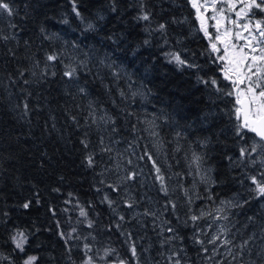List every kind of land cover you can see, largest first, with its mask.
Instances as JSON below:
<instances>
[{"label": "trees", "instance_id": "trees-1", "mask_svg": "<svg viewBox=\"0 0 264 264\" xmlns=\"http://www.w3.org/2000/svg\"><path fill=\"white\" fill-rule=\"evenodd\" d=\"M73 2L11 0L15 14L0 18V264H24L32 255L36 264H83L85 243L97 257L104 249L115 250L97 264L131 261L127 233L141 264H147L145 249L154 262L166 264L165 249L176 247L190 264H202L190 217L231 197L240 205L234 220L257 234L245 262L259 264L255 252L264 247L258 228L264 213L249 179L255 169L239 157L252 135L244 133L243 140L235 135L234 97L202 82L216 78L222 88L231 87L208 39L196 29L188 1L143 0L150 22L136 18L141 0H75L80 17ZM160 23L167 26L163 33L156 30ZM171 53L195 67L178 65ZM49 54L58 60L47 61ZM68 66L77 68L75 81L63 76ZM145 151L160 166L167 194L152 163L140 159ZM89 154L93 167L86 163ZM194 154L201 158L199 168ZM129 171L138 173L134 181H125ZM199 171L209 180H200ZM105 195L112 207L102 202ZM133 201L128 208L126 202ZM159 218L178 239L162 243ZM73 228L78 238L66 245L60 232L67 235ZM17 231L28 237L24 252L12 242ZM253 233L245 230L242 241Z\"/></svg>", "mask_w": 264, "mask_h": 264}, {"label": "snow or ice", "instance_id": "snow-or-ice-1", "mask_svg": "<svg viewBox=\"0 0 264 264\" xmlns=\"http://www.w3.org/2000/svg\"><path fill=\"white\" fill-rule=\"evenodd\" d=\"M192 9L195 10L196 20L199 22V31H201L205 38L208 39L210 45V52L215 56V62L220 63L222 66L220 72L222 73L223 80L229 82L230 89L222 88L216 78H210L207 81H202L205 84H209L214 88L217 93H222L224 96L234 97V116L236 124L234 126L235 135L241 140L244 139V133H252L255 137L251 144L245 141V145L239 149V157L241 162L248 161L253 167L257 164L264 169V0H189ZM112 11H116L113 6ZM73 12L77 17H80V12L75 6V0L73 2ZM6 14L7 17H12L14 7L11 0H0V18ZM140 21L150 22L152 14L144 6L143 0L140 3V13L136 17ZM209 21L213 23L210 25ZM67 23V21H65ZM15 27L14 24L10 25ZM89 28L93 25L89 24ZM166 24L160 23L157 27V31L163 33L166 31ZM209 27L215 29L212 33L209 31ZM4 40L9 39L8 36L2 37ZM147 43V41H145ZM171 60L178 65H187L188 67H195L194 64H188L185 59H182L179 53H171ZM47 61L55 62L58 60L56 54L47 55ZM23 76V72L20 73ZM35 75V73H32ZM44 76L48 75L47 72L43 73ZM55 75V73H52ZM77 75V68L68 66L67 70L63 72V76L69 81H75ZM29 81L24 80L27 84ZM81 93L85 92L84 88H79ZM17 108L21 105H16ZM22 115L26 117L29 113V104L25 101L22 105ZM103 119V118H102ZM95 122V121H94ZM107 122V121H106ZM152 135H158L154 130ZM85 148H88L86 141H81ZM103 143V139H101ZM103 151H110V149H103ZM147 157L148 161L152 163V167L155 171V179L160 183L161 191L167 194V187L165 184V176L161 173V168L158 166L153 156L145 151L144 156L140 159ZM193 160L199 168V162L201 158L198 155H193ZM86 163L88 167H93L95 159L92 154L86 156ZM131 163V161H129ZM138 176L135 171H129L124 177L125 181H134ZM251 184L254 186L253 191L257 198H264V170H259L257 174L249 177ZM101 183H104L101 181ZM107 187L112 191H119V186L115 184H108ZM59 191V189H55ZM100 191V189H97ZM38 202V201H37ZM102 202H106L109 207H112L114 201L109 198L108 195L103 197ZM191 202V201H189ZM247 201H245L246 203ZM170 203L173 210L176 208V204ZM223 203V202H222ZM128 208L134 206L133 202H126ZM31 205V201L23 203L22 207L28 209ZM229 203V207H231ZM236 206H240L237 204ZM53 215L55 214L54 210ZM218 213H223L224 209H217ZM80 216L86 217L87 212L84 208L80 209ZM146 215H154L153 213H145ZM204 215H211V213H201L198 215H191V221L195 222ZM121 221L124 220V216H120ZM214 220L227 219L225 215H216ZM93 226L89 221L88 227ZM120 227L119 224L116 225ZM261 232L259 239L264 243V225H261ZM164 231L168 233H174L175 229L167 227ZM226 227H221L219 232L207 240L208 244L213 246L209 259H213L215 256L220 255L218 247H224L228 249V255L233 260L237 259V255L232 252V248L237 247V252L242 254L244 249H248L249 254L252 250L248 248L249 241L255 240L257 234L253 233L248 239L244 240L239 246L233 245L230 239L224 238L227 232ZM76 233V229L73 228L72 232L67 233L60 232V236L65 240L67 245L69 241L76 239L73 234ZM127 241L129 243V251L131 253V261L118 258L113 264H141L140 256L137 252V245L133 240L132 233H127ZM12 242L16 250L20 252L25 251V245L27 244L28 237L24 231H17L12 237ZM174 239H178L176 236H169L162 243L170 242ZM195 243L202 246V251L206 254L209 253L207 247H203L204 240L195 239ZM69 252L71 248L68 249ZM85 259L83 264H97V259L107 262L115 250L111 248L104 249L102 256H96L92 253V245L85 243L83 245ZM181 251H172L167 257L168 264H182ZM255 256L259 258V264H264V247L255 252ZM38 257L35 255L28 256L24 260V264H36ZM159 264V262H157ZM250 264H257L256 260H252Z\"/></svg>", "mask_w": 264, "mask_h": 264}, {"label": "rangeland", "instance_id": "rangeland-1", "mask_svg": "<svg viewBox=\"0 0 264 264\" xmlns=\"http://www.w3.org/2000/svg\"><path fill=\"white\" fill-rule=\"evenodd\" d=\"M185 1H188V3H189V0H185ZM189 5H190V3H189ZM212 23H213L212 21H209L210 25ZM196 29L199 31V22L198 21H197ZM209 31L214 33L215 29L212 27H209ZM254 139H255V137L253 135L249 136V140L247 143L251 144ZM254 169H255L254 174H257V172L259 170H264L261 168V166L259 164H257V166L254 167ZM254 174H252V175H254ZM197 175L200 178V180H206V181L209 180V176H207L204 172L202 173L199 171L197 173ZM251 188L253 190L254 186L252 185ZM255 196H256V194H255ZM142 199L145 200L147 204L151 203L150 199H148V197L145 194H142ZM258 201H259L260 205L262 206L263 213H264V198H258ZM229 203H231V205H232L231 207H229ZM237 204H239V199L236 197H231V198L222 199L221 201L216 202V203L208 204L207 206H203L198 211V214H197L198 216H200L201 213H204V214L211 213V215H204L203 218L197 220L196 224L194 223L195 231H194L193 235H195L196 238L198 237L199 239L204 240L205 244L203 245V247H207L209 249V253L206 254L202 251V246L199 244L200 247H199L198 252L199 253L202 252L204 255L202 257V259H203L202 264H246L245 261L250 256L248 249H244L243 253L240 254L237 252V247H233L232 245H230L229 247H231L232 252L237 255L236 260H233L232 257L230 255H228V249L224 248V247H218V251H219L220 255L215 256L213 259L208 258V256L211 254L213 246L211 244H208L207 240L209 238H211L212 236L216 235L219 232V229L221 227L227 228L228 231L225 233L224 238L230 239L233 242V245H235V246H239L243 242L242 241L243 238L245 236H247V235H244L245 230L249 231L250 233H253L250 229L247 228V225L245 222H243V221L237 222L234 220V215H232L233 212L235 215L239 213V210L237 209L238 206H236ZM219 208H223L224 212L218 213L217 209H219ZM132 211H133V213L139 214V212H137L136 208H134ZM216 215H225V216H227V219L214 220L213 217ZM157 224H158V228L160 229V233L163 235V237L165 239L169 236H173L172 233H168V232L164 231V229H166L167 226L161 220V218L158 219ZM261 225L262 224H260L258 226V228L260 230H261V227H260ZM248 248L250 249V245L248 246ZM180 250H181V248H179V247L175 248V251H180ZM144 252H145L144 257H145V261L147 264H157L156 262L153 261V259L150 256V253L146 249ZM171 252H172V250L170 248L165 249V259ZM181 257H182V264H190V262L188 261V256H187L186 252L181 251ZM166 264H168L167 259H166Z\"/></svg>", "mask_w": 264, "mask_h": 264}]
</instances>
